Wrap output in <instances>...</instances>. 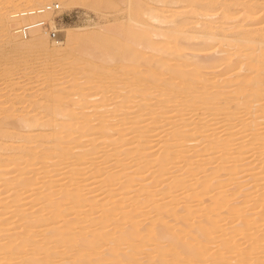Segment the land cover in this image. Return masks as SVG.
Segmentation results:
<instances>
[{
  "label": "bare ground",
  "instance_id": "1",
  "mask_svg": "<svg viewBox=\"0 0 264 264\" xmlns=\"http://www.w3.org/2000/svg\"><path fill=\"white\" fill-rule=\"evenodd\" d=\"M53 1L0 3V77L48 76L0 89V264L264 260L261 0H57L122 5L92 38Z\"/></svg>",
  "mask_w": 264,
  "mask_h": 264
},
{
  "label": "rangeland",
  "instance_id": "2",
  "mask_svg": "<svg viewBox=\"0 0 264 264\" xmlns=\"http://www.w3.org/2000/svg\"><path fill=\"white\" fill-rule=\"evenodd\" d=\"M0 1H1L0 3H2V5H3V2H7V0H0ZM52 3L53 4H58L59 7H60V10L57 13L53 12V13L59 15V19L58 18L56 19V26L59 29H66V28L74 27V28H78L80 30H89L90 38L96 36L101 31L100 26L105 25L106 22H107V24L113 25V24L122 22V20H123V18L125 16V14L123 13V11H120L121 10V7H122L121 4L114 8V7H111V6L106 7L104 5V3H94V4H90L88 6L86 4L81 3V4L73 5L75 7L69 6L67 8H63V6L57 0H54ZM261 4H262L261 7H263V9H264V0H261ZM2 5L0 7H2ZM38 7H40V6H38ZM115 10H116V13H115ZM262 14H263L262 19H263V23H264V13L262 12ZM42 16L43 15L37 16L39 19L37 17H34V16L33 17L37 21H39L40 20V17H42ZM31 21H32V19H31ZM33 21L35 22V20H33ZM246 24H248V26L246 28H250L249 31L252 30L255 27V25H254L255 22L249 21V23H246ZM228 27H230V25ZM240 30L241 29H238L237 32H240ZM256 38H258V36H256ZM263 38H264V32L259 36V40L260 39L262 40ZM43 56H44L43 53H41V54H38L36 58H39L40 59ZM235 60L237 62H239L241 59L235 57ZM262 64L263 65H260V66L261 67H264V62ZM0 65L3 66V67L0 66V68H2V69L5 66H7L5 63L0 64ZM15 66H18L19 68L21 67V70L18 67H15ZM37 66H39V65H37ZM11 67H12V64H11V66H9V70L11 69ZM14 67L17 68L18 70H16ZM13 68L15 69V71H14ZM13 68H12L13 70L12 71L10 70L8 74L10 76H12L13 78H14V76H16V77L18 76V78L20 76L21 77L19 78V80L18 79L13 80L12 77H9V75L6 73L4 75V76L7 75L6 78L5 77L4 78L3 77H0V89H1V87L4 88L5 85H6V83L9 84L11 81H22V82H20L18 84L19 85L18 88H21V87L24 88L26 86L28 92L29 91H31V92L32 91L33 92L36 91L37 92L42 87L43 88H47L48 87V85H44L45 82H46L45 84H48L47 81H45V82L41 81V80H43L44 78H46L48 76L42 77L43 74H35V73L29 75L28 73H32L30 71L31 69H30V66L29 65L19 66V64L18 65H16V64L14 65L13 64ZM2 69H0V74H1V71H4L5 68L3 70ZM222 69L223 68H221V67L218 69L219 70V73L222 72ZM16 71H17V73L20 72L22 74H19V75L16 74L15 75L14 72H16ZM236 71H238V70H236ZM11 72L14 73L13 74L14 76L12 75ZM2 74H3V72H2ZM22 76H23V78H22ZM207 77H209V76H207ZM4 79H5V81H4ZM9 79H11V80L9 81ZM1 80L4 81L3 82V86L1 85V83H2ZM65 80L66 79H64L63 81H65ZM40 83L42 84V87L40 86L41 85ZM27 94H29V93H27ZM36 100H38V98H36ZM237 138H241V137L240 136L239 137L237 136ZM245 138L246 139H249L250 137L248 136V137H245ZM233 261H235V262H233ZM263 262H264V260H262V259H258V260L256 259V260H253V261H251L249 263H242V261L232 260L231 264H261Z\"/></svg>",
  "mask_w": 264,
  "mask_h": 264
},
{
  "label": "built area",
  "instance_id": "3",
  "mask_svg": "<svg viewBox=\"0 0 264 264\" xmlns=\"http://www.w3.org/2000/svg\"><path fill=\"white\" fill-rule=\"evenodd\" d=\"M52 6L51 5H48V6H46V8L47 9H50ZM56 8H58V5L56 6ZM44 9V8H43ZM42 10V9H41ZM41 10H38V11H41ZM29 13H31L30 11H28ZM36 24H38V25H44V22H43V20L42 21H38V22H36ZM31 26H33V24L32 25H23V26H21L18 30H19V33L22 35V36H26V35H28V34H30V30H31ZM51 36L52 37H58L59 36V34H58V32L56 31V30H52L51 31Z\"/></svg>",
  "mask_w": 264,
  "mask_h": 264
}]
</instances>
